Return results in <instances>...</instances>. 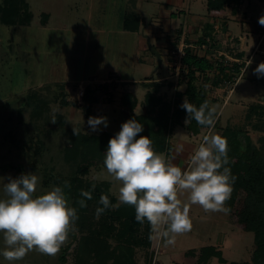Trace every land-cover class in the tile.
Listing matches in <instances>:
<instances>
[{
  "label": "rangeland",
  "instance_id": "1",
  "mask_svg": "<svg viewBox=\"0 0 264 264\" xmlns=\"http://www.w3.org/2000/svg\"><path fill=\"white\" fill-rule=\"evenodd\" d=\"M249 2V24L242 26L241 22H236L237 25L232 22L229 32L225 22L214 21L206 43L200 45L198 38L205 35L201 31L203 24L191 26L188 21L191 22V14L209 16L205 0H199L190 13L183 3L166 12L167 0H134L131 9L128 0H19L21 22L15 26L0 22V177L10 175L15 178L21 173L34 172L41 177V188L62 186L60 181H68L70 172L59 149L66 139L64 134L70 131L91 136L106 131L111 137L120 130L123 122L142 113L147 92L173 101L176 92L185 91L187 82L185 73L181 71L180 51L190 49L191 53L220 65L233 63V58L240 51L246 54L247 48H240L235 35L240 33V28L259 26L258 18L264 15V0ZM2 4L0 0V7ZM126 10L138 12L142 26H139L136 35L122 31ZM140 10L142 13H139ZM170 13L175 14L173 18ZM260 26L263 32L256 45L254 42L241 60L252 59L253 63L247 64L243 73L235 77L231 93L222 87V82L219 83L221 76L217 70L205 76L197 75V84L205 86L210 107H217L214 130L221 133L224 127H229L243 131L255 145L264 137V121L249 114L253 105L264 102V77L257 78L253 73V69L264 61V48L261 49L262 45L257 48L259 40L264 39V26ZM139 35L144 42L142 49L137 47L136 37L139 39ZM84 69L88 77L97 78L78 77ZM116 71L126 79L133 78L134 83L125 84ZM205 78L209 79V83L205 84ZM214 83L217 85L214 86ZM105 84L106 89H99L93 94L97 101L90 108L92 116L107 117L108 127L101 125L99 131H92L87 124L89 115L85 112L82 97L87 87L94 89ZM128 90L139 99V105L132 114L125 111L121 104L122 95ZM81 92L83 96L79 98ZM31 96L40 99V105L43 101L45 103L41 120L32 126L28 124L32 122L25 106ZM37 102L34 100V105ZM186 124L183 121L170 133L168 124L164 142L171 149L160 152L168 160L175 157L173 162L181 166L187 163L192 150L208 131L203 129L198 135L190 136ZM178 144L184 145V151L179 154L174 151ZM85 167L86 172L74 175V185L82 189L91 185L94 190L99 187L101 193L109 196L113 206L105 210L99 219L95 218L98 207L95 200L89 201L84 211L77 208L78 231L70 232L62 246L70 247L65 264L76 263L81 237L87 235L89 227L97 229L95 225L103 222V216L108 226L112 227L108 239L110 247L128 245L134 264H197L199 250L210 246L220 250L227 264L251 263L253 233L233 227L228 214L205 212L199 205L190 208L191 231L176 235L174 245L165 246L163 242L150 239L152 232L147 235L150 227L147 222L136 227V238L141 239L139 244L132 245L118 239L116 234L121 225L112 213L121 204L118 200L120 182L107 173L103 164L90 163ZM105 184L106 189L103 188ZM178 195L182 201L188 202L186 191L180 190ZM0 196H3L2 187ZM68 196L73 206V199L70 194ZM2 247L3 237L0 235ZM193 252L194 256L189 254ZM60 253L49 256L33 250L14 264H59ZM0 264L9 262L0 256ZM206 264L219 262L211 258Z\"/></svg>",
  "mask_w": 264,
  "mask_h": 264
},
{
  "label": "clouds",
  "instance_id": "2",
  "mask_svg": "<svg viewBox=\"0 0 264 264\" xmlns=\"http://www.w3.org/2000/svg\"><path fill=\"white\" fill-rule=\"evenodd\" d=\"M264 26V15L258 18ZM248 60V66L253 63ZM253 73L264 77V61ZM186 112V120H195L208 131L183 166L157 153L149 136L139 135L144 131L137 119H128L120 130L111 136L103 152V166L107 173L120 182L118 200L135 210L138 223L147 222L151 229L150 239L163 242L165 246L175 244L176 235L192 229L190 208L199 205L205 212H224L230 209L225 201L231 198L236 176L227 165L229 145L227 137L215 129L217 107H209L208 101L197 107L187 96L179 105ZM82 119V117H81ZM185 120V121H186ZM87 124L92 131L100 126L108 127L106 116H89ZM175 153L184 151L178 144ZM7 179V182H5ZM41 177L34 172L21 173L17 177H0V235L4 247L0 256L9 264L22 260L29 252L55 256L68 240L70 232L78 231L77 208L71 206L64 191L70 187L68 181L62 186L40 187ZM94 187V186H93ZM187 192L188 202L179 198V191ZM77 202L87 207L92 192L81 190ZM95 218L112 207L107 194L100 195Z\"/></svg>",
  "mask_w": 264,
  "mask_h": 264
},
{
  "label": "trees",
  "instance_id": "3",
  "mask_svg": "<svg viewBox=\"0 0 264 264\" xmlns=\"http://www.w3.org/2000/svg\"><path fill=\"white\" fill-rule=\"evenodd\" d=\"M18 2L19 0H2L3 4L0 7L1 24L15 26L21 22L19 20L21 5L19 6ZM242 3L243 0H207L206 7L209 14L218 15L227 8H230L232 13H235ZM139 26L140 19L136 14L125 15L124 29L127 32L135 33L138 31ZM208 36V33L203 35L198 40L199 44H205V39ZM238 57H240V59H236L238 63L233 62L230 65L225 62L224 65L213 64L206 57H199L191 53L190 49H186L181 59L183 66L181 71L185 73L187 79L185 91L183 93L176 92L175 98L171 102L153 92H147L144 97L142 113L132 117V119H137L143 124L144 131L138 136H149L157 153L166 149L170 150L171 146L164 142L166 139L165 133L168 124L170 125L168 130L170 133L174 127L181 126L182 122L186 120V112L179 107L183 98L187 96L189 101L197 107L208 101L210 107V100L206 94L205 86L197 84V75L205 76L208 72L217 70L221 76L219 83L224 81L232 82L241 73V69L245 67L247 62L239 61L241 60V54H238ZM208 81L209 79L205 78V84L209 83ZM213 85L216 86L217 83ZM106 86L105 84L94 89L86 88L82 102L87 115L92 116L90 106L97 101V97L93 94L99 89H106ZM34 100L38 101L37 104L35 103L36 105H34ZM40 103V99H34L32 96L25 102V106L29 111V120L32 122V124L28 123L30 126L41 120L43 104L45 105V103L44 101L41 105ZM62 103L67 104L65 101H62ZM121 104L125 111L132 114L137 106V99L133 94L125 92L122 95ZM249 114H254L264 121V102L261 105H253ZM249 116H247V119H250ZM186 122V129L189 131L190 136H196L201 130L207 129L206 126L198 125L195 120L189 119ZM220 134L228 139L230 162L227 166L231 168L232 174L237 178L231 198L225 201V206L230 209L227 213L228 220L233 227L244 232L253 233L254 237L251 263L230 264H264V137L260 138L259 143L255 145L251 143L249 136L243 131L224 127ZM64 135L66 139L59 149L63 162L70 169L67 175L70 187L65 192L72 197L73 206L84 211V208H81L77 202L82 199L80 196L82 188L74 185L76 181L74 175L79 172H86L85 166L87 164H103V152L108 144L110 135L106 131H103L100 135L91 136L68 131ZM60 182L64 183L62 180ZM103 188H107L106 184ZM96 189L94 190L90 185L83 190L91 191V200H95L98 206H102L98 204L102 193L99 187H96ZM91 200H88L87 204ZM104 214L105 212L102 215ZM85 215L86 213H84ZM112 216L116 217L115 219L121 225L116 237L128 244H139L141 239L136 238L135 230L141 223L135 220L134 208L130 205L120 204L112 213ZM102 221L96 223L97 229L89 227L87 235L81 237L79 251H76L75 264H134L128 245L110 247L108 239L112 227L108 226L104 216ZM151 232L152 229L149 227L147 235H150ZM69 248L68 245L61 248V253L58 257L59 264L66 263V254ZM189 254L194 256L195 252ZM211 258H216L219 264H227L222 258L220 250L213 246L203 247L199 250L197 264H206Z\"/></svg>",
  "mask_w": 264,
  "mask_h": 264
},
{
  "label": "crops",
  "instance_id": "4",
  "mask_svg": "<svg viewBox=\"0 0 264 264\" xmlns=\"http://www.w3.org/2000/svg\"><path fill=\"white\" fill-rule=\"evenodd\" d=\"M133 1L134 0H132V1H130V0H128V3L129 4H131V6H128L129 7V9H131V7H133ZM184 0H167V10H166V12H168V10H170L171 8H175L174 6H179V3L180 4H182V5H184V6H187V8H188V10H189V13L193 10V7H195L196 6V3L199 1V0H188V2L187 3H184L183 2ZM201 2V1H200ZM206 2H207V0H205V7H206ZM135 4V3H134ZM166 5V4H165ZM250 5V2H249V0H243V3L241 4V6L238 8V10L235 12V13H232V11H231V9L230 8H228V9H226L223 13H220V14H218V15H212V14H209V16L206 18L204 15L203 16H196V15H192L191 14V22H189L188 21V24L190 25L191 24V26H193V25H195V26H197V25H199V24H203L202 25V27H201V31H204V34H207L208 33V31L210 30V28H211V24H212V22H214V21H222V22H225V25L227 26V29H228V31L229 32H231V27H229V25L233 22H235V24H236V22L237 23H242V26H244V23L246 24V23H248V18H247V9H248V6ZM132 12H134L133 10H126L124 13H123V17L125 18V15L126 14H130V13H132ZM137 13L138 12H134L133 14H136L137 15ZM139 13H142L141 12V10H140V12ZM162 14H164V13H162ZM148 15V14H147ZM153 15V14H152ZM175 14L174 13H170V17H172L173 18V16H174ZM156 16H158V15H155V17ZM159 16H163V15H161V14H159ZM223 17H227L226 19H224V20H221ZM209 18V19H208ZM205 20V21H204ZM234 24V25H235ZM249 24V23H248ZM237 25V24H236ZM41 26H45V25H41ZM142 25H141V22H140V27H141ZM263 28H261V26L259 25V26H254V25H252L251 27H247V29L245 28H240V33L238 34V35H235V36H237V38H235L236 39V42H238L239 43V46H240V48L242 49V48H247V53L250 51V48H251V46H252V44L255 42V44L254 45H256V42L258 41V37L262 34V32H263V30H262ZM122 31L123 32H127L125 29H124V23H123V25H122ZM128 33H132V32H128ZM135 35L137 34V32H135L134 33ZM227 37H229V36H227ZM201 37H199L198 38V40L200 39ZM136 40H137V42H138V48L139 49H142V47L144 46V42H142L143 41V38H142V36H140L139 35V39H137V37H136ZM260 41V40H259ZM264 39H263V41L261 42V44L260 45H262L261 46V49H263L264 48ZM263 43V44H262ZM259 45V46H260ZM255 47V46H254ZM253 47V48H254ZM262 51V50H261ZM244 51H240V54H241V60L243 59V58H245L246 57V54L245 53H243ZM252 53H253V49H252V52L250 53V55H252ZM262 54V53H261ZM237 58H239L240 59V57H238V54H237V56H236V58H233V59H237ZM241 60H239V61H241ZM244 60V59H243ZM137 61H139V60H137ZM136 61V62H137ZM242 62H244V61H242ZM134 63V62H133ZM135 67V66H134ZM82 69H83V67H82ZM114 72H115V70H113ZM116 73H118V75H120V77H121V81L123 80L124 81V83L125 84H127L128 85V83H132L133 82V78H131V79H126L124 76H123V74H121V73H119L118 71H116ZM81 74H83V75H81ZM78 77H80V76H82V78L81 79H85V78H90V77H94V78H97L96 76H87L86 75V72H85V69L83 70V72L81 73ZM86 76V77H85ZM83 77H85V78H83ZM134 77V76H133ZM134 83V82H133ZM126 92H129V93H131V94H133L134 95V92H130V90H128V91H126ZM135 96V95H134ZM136 97V96H135ZM137 99V106L139 105L138 104V102H139V99L138 98H136ZM51 264H55V262L54 263H51Z\"/></svg>",
  "mask_w": 264,
  "mask_h": 264
},
{
  "label": "built area",
  "instance_id": "5",
  "mask_svg": "<svg viewBox=\"0 0 264 264\" xmlns=\"http://www.w3.org/2000/svg\"><path fill=\"white\" fill-rule=\"evenodd\" d=\"M262 41H263V38H261L260 41L258 42V44H257V48L259 47V45L261 44ZM179 56L183 57V56H184V52H183V51H180V52H179ZM181 57H180V58H181ZM181 59H182V58H181ZM232 62H236V63H238V60L233 59ZM247 62H248V61H247ZM247 62H246V65L248 64ZM246 65H245V66H246ZM244 69H245V67L241 69V73H240V74L243 73ZM240 74H239V75H240ZM233 80L235 81L236 79H233ZM234 81H233V82L224 81V82H222V87H223L224 89H226L227 91L230 90V93H231V92L233 91L232 87H234V86H233L232 84H234ZM230 83H231V84H230ZM231 89H232V90H231ZM78 95H79V94H78ZM82 96H83V93L81 92L79 98L82 97Z\"/></svg>",
  "mask_w": 264,
  "mask_h": 264
}]
</instances>
